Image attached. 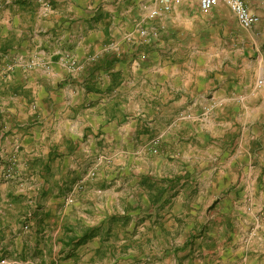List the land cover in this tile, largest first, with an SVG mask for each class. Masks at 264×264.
<instances>
[{"label":"rangeland","instance_id":"1","mask_svg":"<svg viewBox=\"0 0 264 264\" xmlns=\"http://www.w3.org/2000/svg\"><path fill=\"white\" fill-rule=\"evenodd\" d=\"M189 3H194L196 10V13H190L189 20L192 21L191 17L198 18L205 27L203 30L185 28V32L182 29L176 30L174 40L170 43L160 24L165 14L171 13L176 7L184 9V5ZM196 3H176L169 12L157 18H151L149 14L152 9H148L145 11L146 18L157 22V26L153 28H157L158 35L150 41L153 36L149 34L150 42L130 43L137 52L135 61L140 64L148 60L150 50L159 53L155 59L161 60V63L164 59L168 63L170 59L173 63H180L183 67L182 75L174 78L175 81L178 78L183 87L194 78L189 73L212 72L213 76L217 73L219 76L214 81H206L211 86L206 93L208 100L198 107L179 106L174 111L165 108L164 114L159 109L158 115L154 116L152 111L156 108L151 107L141 97L143 92L136 90V87L120 90L115 84L103 94V100L93 98L92 106L82 108L74 104V99L75 102L78 100L76 91L73 92L71 87L65 86L60 91L67 103L61 104L53 99V95L59 94V88L44 91L41 87L43 83L47 86L55 85L51 84V78L46 75L56 69L50 61L41 59L38 54L25 59L15 53L13 58L0 64L1 82L5 78H13L12 75L17 70L33 72L23 76L26 81L33 79L32 83H28L31 91L18 88L9 92L8 89L3 91V87L1 88L0 118H47V124L40 130L47 137L42 138V143L38 142L41 148L39 155L20 159L18 150H21V145L17 143L16 153L6 156L5 169L1 174V179L12 190V208L21 214L22 223L14 235V242L18 239L35 243L36 238L31 233H36L40 226V222L34 219L35 214L48 211L49 208L51 211V218L48 219L51 236L45 237L43 241L40 237L39 241L45 245L46 251L33 249L26 252L29 259H45L50 264L54 262L53 259L63 258L66 252L72 253V249L66 252L54 249V244L58 242V248L65 246L67 249V245L72 242L79 264H154L153 261L161 264L173 253L170 246L179 249L192 244L199 237L185 235L184 228L190 222V216L185 219L166 220V213L171 211L173 205L169 203L171 197L187 195L188 205H196L197 196L211 194L210 189L213 187L210 185V178L202 168L207 167L210 159L214 164L219 163L220 157H216L219 152L218 145L207 147L214 151L206 156L203 152L196 153L194 161L189 158V149L182 155L173 157L170 150L180 143L176 142L174 134L181 125L193 120H208L205 131L220 133L224 128L220 127L219 122L225 118L229 124L237 127V135L240 137L243 128H248L249 125V122L245 123V118L264 119V85H257L258 80L264 78V30L263 27H241L227 7L215 11L214 6L204 12L196 8ZM155 4L157 6V0ZM172 19L176 25L187 23L186 19L177 18L175 15ZM258 59L263 60L260 61V68ZM73 61L76 67L71 65ZM91 61L92 59L82 62L66 51L60 65L68 72L67 80L73 82L75 79L82 80L80 75ZM135 61L134 64H137ZM195 78L197 79L196 76ZM37 80L39 83L35 84ZM104 81L105 79L102 80ZM215 85L228 90V103L222 102L221 106L220 101L213 97ZM46 93L52 97H44ZM28 95L33 99L26 103L22 98H27ZM39 95L40 99L45 100L42 105L36 102ZM83 96L85 95L81 94L80 97ZM46 102L50 104L46 105ZM100 103H105L104 107L99 106ZM224 105L227 107L224 108ZM207 108L210 110L207 111ZM29 123V127L40 124L32 121ZM71 131H75L78 137L76 143L69 144L70 153L57 156L52 152L48 155L50 142L56 145L59 133ZM180 141L182 146L188 142L186 138H181ZM184 148H188V144ZM0 160L3 161L2 157ZM45 162L48 164L43 169ZM57 162L58 167L55 166ZM39 170H46L48 189L45 192L40 187L43 179L38 177ZM243 173L245 178V172ZM241 175L243 174L240 173L239 177ZM60 176L63 180L56 181L55 177ZM250 190L255 194L256 203V196L263 195L261 192L264 187H259L258 192L253 187L248 192ZM243 193L246 191L241 195ZM70 196L74 199L73 203H68ZM251 203L249 200V204H241L242 209L245 206L246 212L255 210ZM262 204L260 202L255 211L260 225L264 224ZM54 209L77 214L76 228L70 230L67 225L64 228L68 232L65 237L55 235L58 225L52 214ZM155 211L157 215L153 221L150 213ZM255 229V224H250V233L255 232ZM74 231L77 232L76 236ZM3 253L6 254L4 251ZM9 257H5L9 264H23L24 258L20 252L13 251Z\"/></svg>","mask_w":264,"mask_h":264},{"label":"crops","instance_id":"2","mask_svg":"<svg viewBox=\"0 0 264 264\" xmlns=\"http://www.w3.org/2000/svg\"><path fill=\"white\" fill-rule=\"evenodd\" d=\"M196 4L198 6L196 8L200 9L198 3ZM246 4L260 17L255 27H263L264 30V0H246ZM155 6V0H0V64L13 58L15 53H19L20 57L25 59L38 54L41 59L50 61L56 69L50 72L51 75H46L51 78V84L55 83V85L47 86L43 83L41 87L44 91L59 88L57 92L59 94L53 95V99L61 104L67 103L63 99V92L60 91L65 86L71 87L73 92L76 91L78 100L75 102L74 99V104L82 108L92 106L93 98L103 100V94L115 84L120 90L136 87V90L143 92L141 97L151 107L156 108L152 111L154 116L158 115L159 109L164 114L165 108L174 111V108L179 106L204 105L208 100L206 93L211 87L206 84V81L209 83L214 81L219 76L217 73L214 76L212 72L189 73L194 78H191L187 86L183 87L178 78H176L177 81L174 78L182 75L183 67L180 63H173L172 59L170 63L166 59L161 63V60L155 59L159 56L156 50H150L148 60L142 64L135 61L137 52L130 42H146L140 36V31L144 28L151 31L157 26H155L157 22L146 18L145 13ZM193 6H195L194 3H189L182 6L184 9L176 7L171 13L165 14L160 25L165 38H168L170 43L174 40L176 30L182 29L185 32V28L204 29L205 24L200 23L198 18L191 17L192 21L189 20L190 13H196ZM225 7L231 11L224 2H220L213 9L216 11ZM174 15L177 18L186 19L187 23L176 25L172 19ZM236 21L238 22L237 18ZM153 39L155 37L150 38V41ZM156 45L154 41V46ZM66 51L71 52L82 62L92 59L88 68L80 75L82 80L75 79L73 82L67 80L68 72L61 68L60 62ZM258 61L260 68V61L263 60L258 59ZM32 73L17 70L12 75L13 78L8 77L3 82L0 81V90L8 89L11 92L20 88L31 91L32 88L28 83L30 81L32 83L33 79L26 81L23 76ZM103 79H105L104 82H102ZM38 83L39 80L35 81V84ZM214 87L213 97L220 101L219 105L222 106V102L228 103L230 100L227 98L228 90L219 88L217 85ZM81 94H84L86 98L85 96L81 98ZM40 96L36 101L38 105L44 104L45 101L40 99ZM44 97L52 96L46 93ZM22 99L27 103L33 98L28 95L27 98ZM49 102H51L50 99ZM104 104L100 103L99 106L104 107ZM226 107L227 105L224 108ZM46 119L0 118V157L3 159V161L0 160V260L10 258L9 255L16 251L22 254L23 264H47L45 259L32 260L25 254L33 249L39 252L46 251L45 245L39 241L40 237L43 241L45 237L51 236L48 224V219L51 218L50 208L48 211L43 210L35 214L34 219L40 222L37 232L31 233L36 238L35 243L18 239L14 242V235L21 227V214L19 215V212H15L12 208L11 187L1 179L2 171L5 169L4 163L7 161L6 156L16 153L17 143L21 145V150H18L20 159L39 155L41 148L38 142L42 143V138L46 136V134L42 135L40 130L47 124ZM74 119L79 120V118ZM31 121L34 124H40L29 127ZM207 122L208 120L202 122L193 120L181 125L174 134L176 142L180 143L170 150V154L174 157L182 155L189 149L191 152L189 158L194 161L197 157L196 153L203 152L206 156L214 151L213 148L207 149V147L213 144L218 145L219 152L216 157H220L219 163L214 164L210 159L207 167L202 168L210 178V185L213 187L210 189L211 194L197 196L196 205H188L187 195L171 197L169 203L173 205L171 211L166 213V220L185 219L190 216L188 218L190 222H187L184 228L185 235L199 237L192 241V244L184 245L179 249H173L170 246L173 253L161 264H264V224H258L259 217L255 212L260 202L264 204V191L261 192L263 195L256 196L258 199L256 203L254 192L252 190L248 192L252 187L257 192L259 187H264V149L260 150L264 148V119L245 118V123L249 122V125L248 128H243L240 137L237 135V127L229 124L230 122H227L225 118L219 122L220 127L224 128L220 133L212 134L210 131H205ZM42 123L44 124L41 125ZM77 137L78 134L75 131L59 133L56 139V145L59 146L56 147L50 142L51 145L47 149L48 155L52 152L57 156L67 155L70 153L69 144L76 143ZM181 138L188 140L184 145L188 144V148L182 146ZM47 164L45 162L43 169H46ZM55 166L58 167V162ZM60 166L64 167L63 164ZM243 172H245V178ZM45 173L46 170L45 172L39 170L38 177L43 179L40 186L42 192L48 189ZM240 173L243 175L239 177ZM55 179L63 180V177H55ZM244 191L246 193L241 195ZM249 200L252 201L251 204H254L255 210L246 212L245 206L242 209L241 204H249ZM185 208H188L187 211ZM52 214L57 219L58 225L55 235L67 236L68 232L64 229L67 225L70 230L76 228L77 214L73 215L56 209ZM150 215L154 221L157 212H151ZM250 224H255V232L250 233ZM73 233L76 236L77 232ZM71 243L66 249L65 246L58 248L59 245L56 242L54 249L57 248L61 252L72 249V253L66 252L63 258L53 259L54 262L50 264H79L75 254L77 252L73 250L75 246ZM153 262L158 264V261Z\"/></svg>","mask_w":264,"mask_h":264},{"label":"built area","instance_id":"3","mask_svg":"<svg viewBox=\"0 0 264 264\" xmlns=\"http://www.w3.org/2000/svg\"><path fill=\"white\" fill-rule=\"evenodd\" d=\"M187 1H196L200 9L204 12L209 11L211 8H213L220 2H224L230 8L233 14L236 16L240 26L246 29L253 28L260 21L259 15L251 11L248 8L246 4V0H157V6L151 10L149 16L151 18H157L163 13L169 12L172 9L174 4L180 3V2H187ZM149 34L150 36L156 37L158 35V30L154 29L151 31H147V30L141 31L142 38L145 39V41H148ZM71 65L73 67H76L75 61H73ZM257 85L263 86L264 78H260L258 80ZM209 110L210 109L207 108V111ZM10 172L11 171L9 170V176H11ZM73 202H74V199L73 197L70 196L68 198V203H73ZM0 264H9V262L6 259H1Z\"/></svg>","mask_w":264,"mask_h":264}]
</instances>
